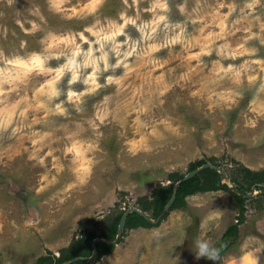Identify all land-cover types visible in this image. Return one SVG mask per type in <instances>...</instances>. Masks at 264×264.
<instances>
[{
	"label": "rangeland",
	"instance_id": "374dc122",
	"mask_svg": "<svg viewBox=\"0 0 264 264\" xmlns=\"http://www.w3.org/2000/svg\"><path fill=\"white\" fill-rule=\"evenodd\" d=\"M247 2L168 0L167 12L153 13L148 11L152 0L138 5L128 0V6L104 0L89 14V0H67L60 13L50 11L47 0H0V67L33 52L66 53L74 45L61 43L64 36H75L87 50L89 43L78 34L94 42L85 27L95 24L107 32L112 21L123 23L122 11L138 17L137 24L159 15H166L169 24L165 29L161 22L146 40L129 24L124 29L129 44H138L125 61L128 68L121 65L99 78L104 85L106 76H116L119 86L104 85L83 96L79 111L67 101V90L87 87L82 81L91 68L82 70L73 85L65 72L55 83L60 95L51 101L39 89H47L45 82L55 72L33 71L4 85L0 119L10 116V123L0 128V264H36L40 256L65 254L86 230H106L129 207H144L154 221L155 190L184 175L197 159L217 163L225 172L221 182L231 189L196 191L152 226H124L113 249L96 250L87 264H213L194 260V241L205 239L215 247L232 223L237 235L228 239L216 264L251 244L264 247V183L251 186L242 209L231 193L246 168L264 173V0L254 10L245 7ZM32 22L39 30L26 33ZM181 29V41L167 44ZM42 39L53 47L44 51ZM221 48L231 55L220 54ZM105 50L115 64L119 57L110 44ZM125 50L129 45H123L121 57ZM63 62L62 55L46 67ZM229 65L232 71H225ZM61 102L64 115L55 111ZM73 145L80 156L68 151ZM82 164L87 172L77 171Z\"/></svg>",
	"mask_w": 264,
	"mask_h": 264
},
{
	"label": "clouds",
	"instance_id": "9594fccd",
	"mask_svg": "<svg viewBox=\"0 0 264 264\" xmlns=\"http://www.w3.org/2000/svg\"><path fill=\"white\" fill-rule=\"evenodd\" d=\"M9 4L12 3V0H8ZM67 2V0H47L49 10L60 13L63 11V5ZM104 3V0H89L88 5L86 8L89 14H94L98 10V8ZM123 3L128 6V0H123ZM260 3V0H248L245 4V7L254 10L255 7ZM139 0H132V5H138ZM131 7V6H129ZM181 13L184 11L183 5L178 6ZM157 9H160L162 12H167L168 9V0H152L151 6L148 11L153 13L156 12ZM234 10V8H233ZM72 12L75 14L76 9L73 8ZM38 13V9H37ZM120 19L123 23L117 25L115 21H112L109 25L110 30L105 32L102 28L96 30V26H86L84 31L89 32L92 36L96 37L94 42H89L87 37L83 35V32L79 33L80 39L82 42L89 43V47L87 50H84L81 44H77L75 40V36H64L61 37V43H64L67 47H70L69 51L66 53L60 52H53L48 56L43 55L42 53L33 52L30 57L27 59L21 57H15L7 61L5 67H0V95H4L5 88L4 85H13L16 81L22 80L23 77H26L33 71H38L40 73L43 72H55V76L52 79L47 80L45 83L47 85V89L45 86H41L39 92L47 97L48 101L53 100L54 98L60 95V90L55 87V83L58 82L65 72H70L71 76L68 81L69 85H73L80 81L81 71L91 68V72H88L82 81L85 87L82 91L77 92L73 88H69L67 90L66 99L69 103H72L77 106V111H79L78 105L82 103V97L85 95L95 94L98 89H100L104 85H112L116 84L119 86L120 79L113 75H108L104 79V85H101L99 82V78L104 72H108L110 69L115 70L116 68L123 67L125 69L128 68L127 63L125 61L128 57L132 56L134 52H136L137 48V41H129L131 40L130 37L124 32V29L130 24L134 26L137 32L140 33V39L146 40L151 39L153 34L156 33L157 28L159 27L160 23H164V28H169V24L167 22L166 15H159L156 16L155 19L151 21H142L141 23L137 24V18H133L127 16L126 12L122 11L119 14ZM71 18V17H69ZM20 24V27L23 28V24L17 21ZM97 23H99L97 21ZM174 27H180L179 24L175 25ZM39 30L38 25L35 22L31 23V29H24L26 33L35 32ZM223 30V28H222ZM120 35H125L126 39L123 42L117 40ZM183 36V29L178 32L175 36L167 41V44H175L180 42ZM42 44H45L44 51L51 49L53 47V43H45V39L41 40ZM95 43L99 45L98 48L94 49L92 44ZM106 44H110V51L115 54L116 57H119L116 60L115 64H111L109 62V51L105 50ZM129 45L130 50H125L121 57V48L123 45ZM160 45H156L155 50L158 51ZM99 52L100 55L96 56L95 52ZM206 54H211L210 50ZM220 54L231 55V53H226L224 48L220 49ZM64 56V62L60 64L55 69L47 68L46 63L51 59L59 60L61 56ZM199 55V54H197ZM82 58V59H81ZM101 64H103V68H101ZM225 71H232V65H229L228 69ZM255 77H250V80H254ZM264 87V85H262ZM107 99V97L105 98ZM41 107L45 106L43 104L40 105ZM55 111L61 115L66 113V109L63 107V102L58 103L55 105ZM98 118L103 122V116H98ZM10 123V116L7 118L0 119V128H7L8 124ZM68 151H76L77 156H80L81 153L79 149L73 145L72 148H69ZM43 163V161H41ZM77 171H84L87 172L88 169L85 165H81L80 169ZM83 179V178H81ZM195 248L197 249L194 260L199 261L204 259L206 261H212L213 264H216L221 258V249L226 247V245H221L219 248L212 246L210 241L197 238L194 241ZM245 257L248 258L247 264H258V257L252 259L251 253H245L243 257H241L242 264L245 261Z\"/></svg>",
	"mask_w": 264,
	"mask_h": 264
},
{
	"label": "trees",
	"instance_id": "16d2710c",
	"mask_svg": "<svg viewBox=\"0 0 264 264\" xmlns=\"http://www.w3.org/2000/svg\"><path fill=\"white\" fill-rule=\"evenodd\" d=\"M206 162L204 159H197L190 162V170L195 167ZM217 165V163H215ZM183 174L177 175L174 178V181L170 182L166 185H159L155 190L152 203H153V214L152 217L156 218L160 212L162 211L165 203L171 196L173 183L180 179ZM203 177V178H202ZM220 173L211 167H206L201 169L198 173H196L191 178L182 181L176 191V196L171 204V207H176L184 204L185 197L191 193L196 191H205V190H214L219 189L220 187H224L228 189V186L221 182L219 183ZM242 181L238 179H234L235 187L241 193L231 192L238 199L241 205V209L243 208V203L246 197L243 195L251 189L252 185H256L258 183H264V173L260 171H252L249 169L244 170V176L242 177ZM244 183V184H243ZM264 191V190H263ZM142 211L146 212V209L142 207ZM123 212V211H122ZM122 212L116 214L111 223L108 224V228L106 230L98 229L99 226L88 229L84 232L83 236L79 240L78 244L75 245L72 249L67 251L65 254L56 256H40L37 260L36 264H60L61 262L68 260L74 256H88L92 250V240L95 237H102L106 240H112L115 237L117 232V226ZM152 226L153 222H149L142 215L138 214L135 211H131L126 216L125 226ZM238 226L237 223H232L227 226L225 231L222 233L221 239L216 244L215 247L219 248L221 245H226V247L221 249V253L227 249L228 239L231 237H235L237 235ZM113 249V245L108 244L104 241L96 242V250L97 254H101L102 252H110ZM220 253V254H221ZM68 264H87L83 259H78L76 261L70 262Z\"/></svg>",
	"mask_w": 264,
	"mask_h": 264
},
{
	"label": "water",
	"instance_id": "95a60500",
	"mask_svg": "<svg viewBox=\"0 0 264 264\" xmlns=\"http://www.w3.org/2000/svg\"><path fill=\"white\" fill-rule=\"evenodd\" d=\"M206 167L214 168V169H216V170L220 173L219 183H221V180L224 179V177H225V172H224V170H223L220 166H218V165H216V164H214V163L204 162L203 164H201V165L195 167L194 169L189 170V171L186 172V173H185L180 179H178L176 182H174V184H173V186H172V192H171V196H170V198H169L168 201L165 203V205H164L162 211H161L160 214L155 218L154 221H152L151 217H149V215H148L146 212L142 211L141 209H139V208H137V207H129V208L125 209V210L123 211V213L121 214L120 219H119V222H118V226H117V232H116V234H115V237H114L112 240H106V239H104V238H102V237H95V238L92 240V250H91L90 255H88V256H74V257H72V258H70V259H68V260H65V261L61 262L60 264H68V263L73 262V261H76V260H78V259H83L84 261H87V260L91 259V258L94 256L95 252H96V242H97V241H104V242H106V243H108V244H111V245H112V244H115L116 241H117V239L120 237V235H121V233H122V231H123V228H124V226H125L126 216H127V214H128L129 212H131V211H135V212H137L138 214L142 215V216H143L146 220H148L149 222H157V221L161 218V216L163 215V213H165V212L169 209V207L171 206V204L173 203V201H174V199H175V196H176V191H177V187H178V185H179L182 181L191 178V177L194 176L196 173H198L201 169L206 168ZM263 186H264V184H263ZM229 188L231 189V186H228V189H229ZM235 191H236L237 193H241V192H240L239 190H237L236 188H235ZM243 195H244V196H247L248 194L245 193V194H243ZM33 221H35V220H33Z\"/></svg>",
	"mask_w": 264,
	"mask_h": 264
},
{
	"label": "crops",
	"instance_id": "0c3cea01",
	"mask_svg": "<svg viewBox=\"0 0 264 264\" xmlns=\"http://www.w3.org/2000/svg\"><path fill=\"white\" fill-rule=\"evenodd\" d=\"M249 246V249L245 248L243 251H241V253L228 256L224 264H242L241 257H243L245 253H251L252 259L258 257V264H264V247L258 244H251ZM247 261L248 258L245 257V261L243 262V264H247Z\"/></svg>",
	"mask_w": 264,
	"mask_h": 264
}]
</instances>
